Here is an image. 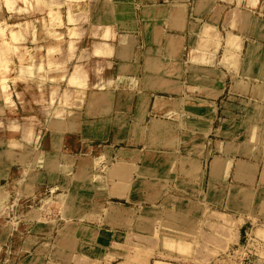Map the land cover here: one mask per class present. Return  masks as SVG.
I'll return each mask as SVG.
<instances>
[{"label": "crops", "instance_id": "obj_1", "mask_svg": "<svg viewBox=\"0 0 264 264\" xmlns=\"http://www.w3.org/2000/svg\"><path fill=\"white\" fill-rule=\"evenodd\" d=\"M3 3L0 59L8 66L0 69V79L6 80L0 82V171L6 179L17 170L23 176L38 159L64 169L65 160L100 149L103 154L72 175L74 200L90 196L86 191L92 189L107 199L142 200V187L156 185L150 197L160 202L176 182L178 162L197 161L180 157L175 146L132 150L128 141L150 125L163 127L169 136L178 137L177 131L198 136L204 139L202 164L210 151L208 137L216 136L223 141L213 143L216 156L195 210L207 213L212 207L211 213L236 223L234 243L248 235L264 246V162L257 159L264 154V0H14L11 10ZM49 10L58 17L54 24ZM73 72L78 84L68 83ZM212 74L216 79L210 80ZM36 105H45L38 117ZM29 120L37 124L27 127ZM148 153L168 157L163 176L155 172L160 162H142ZM112 156L121 159L108 162ZM100 161L105 163L101 178L93 171ZM231 166L234 180L251 186L232 204L230 191L224 193ZM257 167L255 178L251 172ZM241 188L234 186V192ZM140 203L136 209L107 204L104 221L115 224L106 231L110 241L104 248H114L113 228L129 221L122 216L141 215ZM160 206L152 204L158 218ZM112 212L120 213V220ZM92 231L95 238L102 233L78 221L74 237ZM262 255L251 264H264Z\"/></svg>", "mask_w": 264, "mask_h": 264}, {"label": "rangeland", "instance_id": "obj_2", "mask_svg": "<svg viewBox=\"0 0 264 264\" xmlns=\"http://www.w3.org/2000/svg\"><path fill=\"white\" fill-rule=\"evenodd\" d=\"M213 75L216 76L210 75V80L215 77ZM64 106H67V103ZM40 107L45 105L32 106L37 117L40 114ZM233 110H229L228 113L234 112ZM21 112L25 114L24 111ZM27 124V127H31L37 122L29 120ZM161 128L160 130L150 125L146 132L150 135L141 133L134 136L128 141L127 148L135 150L145 145L152 149L170 150L175 146L180 151L178 154L180 157L191 158L197 162L194 164L184 160L178 162L176 182H172L171 188L166 186V195L162 187L163 195L160 202H153L150 197L152 192L156 191V185L142 187L145 191L142 200L138 199V196L130 202L107 199L101 191L95 189L86 191L90 196L74 200L72 175L78 173L89 159L103 154L100 149L80 159L72 158L63 163L59 162L62 160L59 158L57 162L66 166L64 169L58 168L57 165L52 166L53 163L44 166L42 160L38 159L21 177L20 170L10 173L8 179L5 172L0 171V264H207L210 261L212 262L209 264H251L257 255L263 256L264 246L256 243L252 236L245 235L234 243L236 223L211 213L212 207H208L211 211L206 208L207 213L205 209L201 214L195 210V206L200 203L197 193L205 192L208 164L212 157L216 156V153L211 151L213 143L217 140L222 142L223 138L208 137L210 143L206 147L207 149L210 147L209 155L200 164L202 152L199 146L202 145L203 138L179 135V131L178 137L169 136V132ZM116 156H112L108 162L115 161ZM262 156H258L257 159L264 162ZM120 159V156L116 158ZM156 161L160 162L161 167L155 169V172L163 176L169 164L166 155L154 157L152 153H148L142 158L144 165H152ZM94 166L93 171L101 178L105 163L95 162ZM122 170L125 173L127 171ZM122 170L117 172L119 178L124 176ZM183 170L188 172L180 173ZM235 170V166L230 167L224 184V193L230 191V204L235 198L238 203L239 193L247 194L246 188L251 187L249 184H238L234 180ZM260 170L261 167L254 169L251 172L252 176L258 177ZM16 178L22 180L15 183ZM200 182H203L202 186L199 185ZM214 186L217 189V185ZM234 186L242 188L234 192ZM108 203L133 209L140 203V216L134 217L130 212L122 216L126 220L129 219L124 226L113 228L114 248H104L110 241L106 231L115 224L104 221L105 207ZM152 204L161 205L160 218L158 210L152 209ZM111 214L115 216L114 219L120 220V213ZM78 221L98 227L102 233L98 234L97 238L95 231L87 232L83 239L75 238L74 229ZM96 243L101 247L94 248Z\"/></svg>", "mask_w": 264, "mask_h": 264}, {"label": "bare ground", "instance_id": "obj_3", "mask_svg": "<svg viewBox=\"0 0 264 264\" xmlns=\"http://www.w3.org/2000/svg\"><path fill=\"white\" fill-rule=\"evenodd\" d=\"M12 0H3V4L5 5H3L4 7H6L5 9H7V10H11V8H12V6H13V4H12V2L14 1H12ZM18 1V0H17ZM104 1V0H103ZM24 2H26V1H24ZM30 2V1H29ZM43 2V1H42ZM22 3V2H21ZM92 3V2H91ZM106 4H108L107 2H106ZM18 5V4H17ZM50 6V5H49ZM83 7V6H82ZM98 7V6H97ZM106 7V6H105ZM25 8V7H24ZM19 9V8H18ZM111 9V8H110ZM6 10V11H7ZM18 11V10H17ZM11 12H13V11H11ZM41 13V12H40ZM17 16V15H16ZM47 16H48V19H49V22L51 23V22H53V21H55L56 20V18H57V15H56V12H53V11H48L47 12ZM69 16V15H68ZM72 18V17H71ZM18 19V18H17ZM16 21V20H15ZM18 21V20H17ZM87 21V20H86ZM48 23V22H47ZM5 24V23H4ZM51 24H54V23H51ZM58 24V23H57ZM8 25V24H7ZM24 27V26H23ZM48 27H49V25H48ZM55 27H57V26H55ZM4 29V28H3ZM29 29V28H28ZM51 29H52V27H51ZM5 30V29H4ZM44 30V29H43ZM48 30V29H47ZM100 30V29H99ZM2 32V30L0 31V33ZM33 32V31H32ZM24 34V33H23ZM113 34V33H112ZM115 34V33H114ZM1 35V34H0ZM3 35V34H2ZM9 35H10V38H11V40H15V37H14V33H11V32H9ZM48 35V34H47ZM5 36V35H4ZM16 36V35H15ZM105 36V35H104ZM3 37V36H2ZM9 37V36H8ZM17 37V36H16ZM71 37V36H70ZM4 38V37H3ZM9 38V39H10ZM29 38V37H28ZM116 38V37H115ZM18 39V38H17ZM16 39V40H17ZM3 40V39H2ZM56 39H54V41H55ZM58 40V39H57ZM1 41V40H0ZM9 41V40H8ZM12 41V42H13ZM19 41V40H18ZM53 41V42H54ZM22 42V41H21ZM9 44V43H8ZM2 45L3 46H5V48H6V46H7V43L5 42V41H2ZM42 46V45H41ZM54 46V45H53ZM7 48H8V46H7ZM13 50V49H12ZM15 50H17V49H15ZM23 51H25V50H23ZM22 51V52H23ZM3 52V51H2ZM20 52V51H19ZM18 52V53H19ZM36 52V51H35ZM97 52V51H96ZM6 53V52H5ZM23 53H21V55H22ZM26 54V53H25ZM27 55V54H26ZM17 58H19L18 56H16ZM23 58V57H22ZM20 59V58H19ZM9 63V62H8ZM6 61L4 60V58H2V59H0V69H2V70H6ZM95 64V63H94ZM7 66H8V64H7ZM24 67V66H23ZM27 67V66H26ZM29 67V66H28ZM31 67V66H30ZM39 71V70H38ZM44 71V70H43ZM63 71V70H62ZM33 72V71H32ZM8 73H9V71H8ZM11 74V73H10ZM3 75V74H2ZM22 75V74H21ZM77 75V73H75V72H73L70 76H69V78H68V83L69 84H78L77 83V79H76V76ZM1 77V76H0ZM6 77V76H5ZM18 77V76H17ZM34 79V78H33ZM5 79L2 77L1 79H0V82H1V84L3 85V83H5ZM3 88H6V87H1V89H3ZM46 88V87H45ZM43 91V90H42ZM51 91V90H50ZM6 93V92H5ZM10 93V92H9ZM55 94V93H54ZM7 100V99H6ZM3 101V100H2ZM3 105V104H2ZM4 124V123H3ZM1 126V125H0ZM223 258H225V256L223 257Z\"/></svg>", "mask_w": 264, "mask_h": 264}]
</instances>
